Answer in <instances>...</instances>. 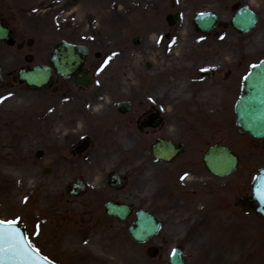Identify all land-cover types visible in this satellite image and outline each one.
Here are the masks:
<instances>
[{
    "label": "rangeland",
    "instance_id": "1",
    "mask_svg": "<svg viewBox=\"0 0 264 264\" xmlns=\"http://www.w3.org/2000/svg\"><path fill=\"white\" fill-rule=\"evenodd\" d=\"M215 1L0 0V14L13 16L9 22L18 38H33L36 42L30 51L34 53L43 50L36 61L44 60L48 49L62 39L91 48L88 65L94 71L95 84L87 91L59 78L55 82L60 88L57 92L46 89L23 92L19 88L0 91V218L24 223L31 244L57 264H105L102 260L107 259L120 264L127 261L169 264L176 246L183 248L187 264L238 261L264 264V222L238 211L232 216L231 210H218L214 207L217 196L206 194L208 189H220L223 193L229 186L236 193L249 189L253 176L264 166V141L230 133L229 142L241 159L231 181L214 179L206 173L209 188L186 182L176 187L181 188V194L171 190L165 196L167 201L155 208L164 222L163 230L147 244L134 243L128 237L130 220L120 222L104 212V204L109 199L138 203L142 199L149 201L156 193L152 185L134 173L135 165L125 154L126 150L121 151V143L112 137L109 142L105 141L99 134L96 125L103 118L101 114H116V104L125 98L161 108L173 103V108L181 113H206L211 101L202 95L204 87L177 84L173 79L171 83L169 75L183 68L194 76L200 69L213 66L210 55L191 53L196 43L191 21L194 15L208 8L217 11L223 20L227 19L232 12V0H220L219 5ZM252 2L260 9V0ZM175 12H181L183 20L169 28L165 17ZM261 29L257 27L240 40L231 38L229 46L236 50L237 45L247 44L253 51H264ZM166 33L172 36L169 43L165 42ZM134 37L142 38L139 46L132 45ZM174 39H179L178 46L172 52L166 51ZM186 46L193 50L188 51ZM25 50L0 47V66L5 74L24 64ZM96 52L101 57L96 58ZM188 93V102L184 104L182 97ZM88 135L94 139L88 156L72 158L71 149ZM38 150L44 151L40 160L35 157ZM113 170L129 175L120 189L106 184L107 175ZM198 174L205 175V172L200 169ZM82 176L87 181L85 193L79 198H69L68 185ZM195 189L207 190L202 212L196 209L198 197L193 206L178 208L183 205L182 198L187 197L186 191L191 193ZM153 206L157 205L153 203ZM184 218H190V223ZM231 220L234 224L230 228L227 222ZM191 228H201L203 235L191 232ZM228 239L232 246L222 253L212 250L216 247L215 241L216 245L225 247ZM100 240L117 246L118 254L109 255L105 245L99 246ZM151 243L161 248L156 259L146 255Z\"/></svg>",
    "mask_w": 264,
    "mask_h": 264
},
{
    "label": "flooded vegetation",
    "instance_id": "2",
    "mask_svg": "<svg viewBox=\"0 0 264 264\" xmlns=\"http://www.w3.org/2000/svg\"><path fill=\"white\" fill-rule=\"evenodd\" d=\"M218 27L214 33L203 35L204 39L200 40L197 46L201 47L202 53L216 58L217 65L212 70L211 80L213 88H222L223 92L220 96L222 100L224 96L226 97L235 90L238 84L240 86L241 78L244 75L243 72L246 73L250 65L252 51L246 49L241 44L237 45L236 50H233L227 44V41L230 38L240 40L242 36L237 34V32L235 33V31H233L235 34H227L225 33L227 29L224 30L222 26ZM220 40H223L221 41L222 43L216 45L214 48L212 46L213 41L220 42ZM227 48L232 52V59L229 61L225 59L221 63L219 58L228 52ZM227 61L232 66H224V64H227ZM176 78L178 79V76ZM180 80L184 81V78L182 77ZM206 84L208 82H203V85ZM132 108L133 112L135 111L134 113L107 115V117H112V119H105L102 122V132L106 136H110V134L118 136V141L126 146L127 154L129 156L133 155L134 162H138L140 168L152 167L156 169L153 172L156 179L165 178L166 176L173 178L181 173L201 168L203 166L202 159L206 151L205 149L221 142L220 135L222 129L220 127V118H224L222 120L225 122L235 120L234 103L227 102L219 104L214 110L215 113L197 117L200 120H187L185 116L184 119H180L177 118L179 117L178 115L172 114L165 115L156 127H151L152 124L148 122L150 118H154L152 116L159 118V114L156 113L157 110L142 107V104L134 105ZM223 132H226V130ZM158 139H170L177 145L184 144L185 153L179 154L170 163L155 159L151 154V146ZM209 192L214 194L212 190ZM222 201L226 206L230 203L228 199H223Z\"/></svg>",
    "mask_w": 264,
    "mask_h": 264
},
{
    "label": "water",
    "instance_id": "3",
    "mask_svg": "<svg viewBox=\"0 0 264 264\" xmlns=\"http://www.w3.org/2000/svg\"><path fill=\"white\" fill-rule=\"evenodd\" d=\"M240 17L246 20L245 32L252 28L254 17L250 13L240 11L235 16L232 25L239 26ZM195 23L199 30H211L216 23V16L210 13L200 14L196 17ZM246 28V27H243ZM9 31L0 28V39L7 38ZM14 40L10 41L13 44ZM88 50L84 46H77L61 41L53 52L50 60L51 66L58 74L65 78L75 76V82L78 84H91L90 75L86 72L85 77L82 74V66L85 64ZM51 78V69L48 67L38 66L30 72L22 71L19 73L20 82L26 81L29 85L42 87L47 85ZM0 71V82H1ZM237 126L242 133H249L252 137L257 139H264V60L257 65H253L249 74L245 77L242 87L240 99L236 104ZM85 146V145H84ZM157 155L162 154L158 149H155ZM206 163L210 170L219 175L231 174L238 165V158L231 154L227 148L217 146L212 149L206 158ZM109 184L112 186H119L120 180L115 175L110 177ZM84 185L77 182L70 189V194L79 195ZM252 195L244 199H240L238 204L241 205L245 211H254L257 215L264 218V169L261 170L252 187ZM257 202L258 204L256 205ZM106 211L110 215L125 219L131 213L127 205H116L109 202L106 205ZM160 222L154 214L149 211H140L137 213L136 219L131 223L128 232L130 236L138 242L147 241L149 238L155 236L160 230ZM14 231L19 233L23 241H25L23 226L14 224ZM33 252V251H32ZM156 249L152 248L149 251L151 256L156 255ZM34 253V252H33ZM35 254V253H34ZM30 253L28 256L17 257L11 264H51L38 255ZM38 256V257H37ZM171 264H185L182 258V251L176 249L171 258Z\"/></svg>",
    "mask_w": 264,
    "mask_h": 264
},
{
    "label": "snow or ice",
    "instance_id": "4",
    "mask_svg": "<svg viewBox=\"0 0 264 264\" xmlns=\"http://www.w3.org/2000/svg\"><path fill=\"white\" fill-rule=\"evenodd\" d=\"M261 199H264V195ZM14 224V221H0V264H11L17 257H26L32 251L31 246L14 231Z\"/></svg>",
    "mask_w": 264,
    "mask_h": 264
},
{
    "label": "bare ground",
    "instance_id": "5",
    "mask_svg": "<svg viewBox=\"0 0 264 264\" xmlns=\"http://www.w3.org/2000/svg\"><path fill=\"white\" fill-rule=\"evenodd\" d=\"M191 232H195L196 234H199V235H203V233L201 232V228H191ZM197 230V231H196ZM210 235V234H209ZM208 235V236H209ZM207 236V238H208ZM209 239V238H208ZM234 241V240H233ZM228 242H229V239H228ZM100 245H105V251L108 252V254H113V255H116L118 254V247L115 246L114 244H112L110 241L107 242L106 244L102 242V240H100ZM215 248H212V250L217 254V253H222L226 248H229L230 246H232L231 244H228L227 246L225 247H220L216 245V241H215ZM106 261V263H105ZM103 263L105 264H120L118 261L116 262L114 259H107V260H102ZM123 264H131L129 261L127 262H123ZM235 264H242V262H236Z\"/></svg>",
    "mask_w": 264,
    "mask_h": 264
}]
</instances>
